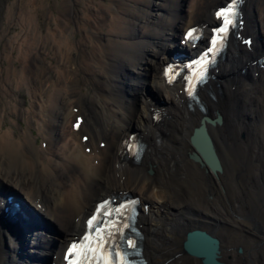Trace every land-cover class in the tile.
<instances>
[{"label":"bare ground","instance_id":"6f19581e","mask_svg":"<svg viewBox=\"0 0 264 264\" xmlns=\"http://www.w3.org/2000/svg\"><path fill=\"white\" fill-rule=\"evenodd\" d=\"M224 1L67 0L63 12L45 15L42 30L39 0H0V192L16 195L40 222L17 237L0 224V264H51L113 191L149 205L138 221L151 264H203L183 251L193 230L220 241L225 264H264V212L248 220L253 213L239 203L247 194L264 197V70L253 64L264 55V0L245 5L244 33L257 40L255 48L236 42L200 103L189 106L180 88L161 78L168 55L182 48L181 32L212 25ZM152 87L165 110L151 105ZM204 117L222 121L206 124L218 175L189 159L190 137ZM133 132L145 146L137 166L122 158ZM81 133L90 136L87 144Z\"/></svg>","mask_w":264,"mask_h":264},{"label":"snow or ice","instance_id":"6c2138e0","mask_svg":"<svg viewBox=\"0 0 264 264\" xmlns=\"http://www.w3.org/2000/svg\"><path fill=\"white\" fill-rule=\"evenodd\" d=\"M235 4L236 0H232V4H230L228 8L217 12V17H223L224 20V26L217 30L219 33L226 34L229 30V26L233 24V19L231 17L236 15ZM194 33H196V29L190 30L186 34V39L193 38ZM224 38V35H221L219 38L214 36L212 40L213 47L221 43ZM205 63H207V61H205ZM203 79L204 73L201 72L196 78L195 83L191 85L192 90L189 92L190 96H194L196 86L202 83ZM80 124L81 121L77 120L74 127L79 128ZM86 139L87 137H85V140ZM129 203L135 204L136 201H130ZM126 207V205H121L113 211L123 216L124 213L121 209ZM97 213V215H93L88 221L90 235H86L82 241L73 243V245L70 246L69 254H74V259L71 264H136L135 261H130L128 259V257L134 253L125 251V246L133 250L137 247L135 241L131 237L126 238V234L123 231L125 228L130 227L126 217L124 221L112 219L102 222L100 215L112 216V212L105 210L101 213L100 208H98Z\"/></svg>","mask_w":264,"mask_h":264},{"label":"water","instance_id":"95a60500","mask_svg":"<svg viewBox=\"0 0 264 264\" xmlns=\"http://www.w3.org/2000/svg\"><path fill=\"white\" fill-rule=\"evenodd\" d=\"M204 121L215 124L220 122V119L213 122L203 120L202 126L194 131L191 143L196 151L191 154L190 158L202 166L206 165L213 173L217 174L222 171V168L211 139L206 134ZM184 251L192 257L201 259L203 264H225L219 260L221 252L219 240L204 231L195 230L188 233Z\"/></svg>","mask_w":264,"mask_h":264},{"label":"rangeland","instance_id":"374dc122","mask_svg":"<svg viewBox=\"0 0 264 264\" xmlns=\"http://www.w3.org/2000/svg\"><path fill=\"white\" fill-rule=\"evenodd\" d=\"M9 1V0H6ZM67 0H39V5H38V14H39V24L41 25V29L45 30L47 26V19L45 18V15L48 14L49 11H52L53 13H61L64 11V7L66 5ZM41 2V3H40ZM41 7V8H40ZM21 8L27 9L26 6H22ZM24 90V91H23ZM22 90V100L25 102V105H28L29 102V95L27 93L26 89ZM147 96L150 94H154L156 96V90L152 87L150 88L147 92ZM24 96V97H23ZM135 131H139L138 129H134ZM42 142V141H41ZM41 142L38 141L37 145L40 147ZM264 177V172L262 175ZM135 194V193H134ZM138 195V194H136ZM103 198V197H102ZM238 204L243 211L246 212V209H250V211L253 213L252 217L248 216V220H255L257 217L255 216L254 212L259 209L260 211L264 212V197L260 195L254 194V196L246 195L243 202L240 201ZM245 204V205H244ZM247 204V205H246Z\"/></svg>","mask_w":264,"mask_h":264}]
</instances>
